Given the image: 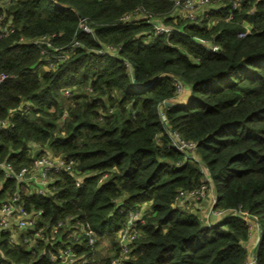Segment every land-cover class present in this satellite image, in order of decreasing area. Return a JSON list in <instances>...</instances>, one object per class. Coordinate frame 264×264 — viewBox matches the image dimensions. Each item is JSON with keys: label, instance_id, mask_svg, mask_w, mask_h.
<instances>
[{"label": "trees", "instance_id": "obj_1", "mask_svg": "<svg viewBox=\"0 0 264 264\" xmlns=\"http://www.w3.org/2000/svg\"><path fill=\"white\" fill-rule=\"evenodd\" d=\"M210 1L194 19L173 0L3 1L0 203L17 193L42 210L37 226L77 217L96 246L108 242L96 257L87 236L46 229L32 252L3 233L0 263L59 264L48 249L66 241L89 264H113L127 211L146 203L119 264H264V0ZM137 8L165 29L123 18ZM46 150L72 168L50 173L51 196L23 195L2 163L19 171ZM203 183L223 213L209 225L175 198Z\"/></svg>", "mask_w": 264, "mask_h": 264}, {"label": "built area", "instance_id": "obj_2", "mask_svg": "<svg viewBox=\"0 0 264 264\" xmlns=\"http://www.w3.org/2000/svg\"><path fill=\"white\" fill-rule=\"evenodd\" d=\"M1 1L3 2L7 0ZM210 3V0H173V7L176 9H182L184 12H186L188 18L194 19L196 17L195 11L197 6L204 4L207 5ZM2 5L0 7H2ZM235 5L236 3H234L232 7H235ZM140 9L141 8H137L133 13L125 15L123 18H131L132 16H136V12ZM212 11L213 7H210L207 15H209V13H211ZM144 14L147 15L144 18H147L148 21H153L154 23L158 21L151 14L145 12ZM7 27L8 25H5L4 31L7 30ZM82 27L85 31H89V28L87 26L83 25ZM162 29L164 30L165 28H163L159 24L155 25V31L157 33L161 32ZM11 30L12 28L9 31ZM41 39L43 40L45 38L42 37ZM78 44L79 43L77 41L73 42L72 48H74ZM212 48L217 49V45L212 44ZM5 77L6 74H0V81H2ZM175 86L177 91H182L184 87V85L180 81H175ZM68 93L69 90L65 89L64 94ZM160 118L163 122H165L163 110H160ZM3 124L4 121L0 120V128L3 126ZM171 135L173 138V142L175 143L178 150L184 151L185 153L189 152V154L191 155L193 154L195 147L194 143H188L180 139L176 132H172ZM2 165L4 166L6 175L9 178L15 179L18 183H20L19 186L23 195L37 193L49 197L56 189V180L50 177V173L58 172L62 169L70 170L72 168L73 162H66L61 156L53 155L51 152L46 150L36 155L30 167L22 166L19 171H15L12 165L8 162H3ZM76 183L78 185H81L82 181L77 178ZM204 187L205 185L201 184L200 187L195 189L185 191L180 190L175 198L176 200H182L186 195H202ZM214 200L215 199H213V202ZM24 201L25 199L23 197H21L17 193H14L10 198L3 200L0 203V234H6L9 244H21L24 245L27 250H31L32 252H34L32 247L35 245L37 239L45 237L42 234L44 230L48 229L51 236H54L63 228V230L69 229L67 231V237H73L74 240H83L84 236H87L86 245L90 248H98V246H96L97 237L92 235L91 232L88 231L85 227L81 226L77 217H74V225H70L69 221L67 220L59 219L52 224L46 223L45 225L37 226L42 210H29L25 207ZM218 212L222 211L219 210ZM126 214V223L117 232L119 243L122 246L121 253L118 258L112 260L113 264H119V259L125 257L128 253V245L135 236L133 228L134 219H138L141 216L139 211H134L132 209H129ZM140 220L143 221L142 218ZM58 250V252H54L49 248L47 258L51 261L57 260L59 264H89L88 260L85 257H81L84 255L79 256V254H76L74 246L66 243V241L65 244L63 246H60ZM42 255H44V252L37 255V258ZM0 264L6 263L1 262ZM244 264H256V262L254 258H250Z\"/></svg>", "mask_w": 264, "mask_h": 264}, {"label": "rangeland", "instance_id": "obj_3", "mask_svg": "<svg viewBox=\"0 0 264 264\" xmlns=\"http://www.w3.org/2000/svg\"><path fill=\"white\" fill-rule=\"evenodd\" d=\"M4 2H2L0 0V6L3 4ZM212 7L211 4H204V5H200L197 6L196 8V16L197 18H202L207 16L208 10L209 8ZM182 10V9H181ZM174 12H179L177 11L176 8H174ZM136 16H143L146 17L147 15L144 14V12L140 9L138 10ZM0 18L2 19V16H0ZM1 21V20H0ZM163 30V29H162ZM196 153L193 151L192 156L196 157L195 155ZM205 185L204 189H203V194L199 195V196H195V195H186L182 200H177L178 201V206L188 210L189 212H194L196 214H198V216L208 225L212 224L213 222L216 221L217 218L223 216L222 212H218L216 210H213L212 208V203H213V199H214V191L210 188V186L206 183H203ZM200 187V186H199ZM145 204V203H144ZM142 204V210H145L146 205ZM140 214L142 212H139ZM256 233L257 231H259L258 226L255 227ZM258 233L256 234V238H257ZM251 240V239H250ZM107 242L108 239H105V242H102L98 248H97V255L96 257H98L100 251L107 246Z\"/></svg>", "mask_w": 264, "mask_h": 264}, {"label": "water", "instance_id": "obj_4", "mask_svg": "<svg viewBox=\"0 0 264 264\" xmlns=\"http://www.w3.org/2000/svg\"><path fill=\"white\" fill-rule=\"evenodd\" d=\"M155 23H156V24H159V21H156ZM166 104H168V102H165V105H166ZM36 155H37V151H34V152H33V156H32V158L34 159V158L36 157Z\"/></svg>", "mask_w": 264, "mask_h": 264}, {"label": "crops", "instance_id": "obj_5", "mask_svg": "<svg viewBox=\"0 0 264 264\" xmlns=\"http://www.w3.org/2000/svg\"><path fill=\"white\" fill-rule=\"evenodd\" d=\"M34 149H35V148H34ZM144 205H146V208H145V210H146L148 205H147L146 203H145ZM145 210H142V207H141V210H140V212H142V213H143Z\"/></svg>", "mask_w": 264, "mask_h": 264}]
</instances>
